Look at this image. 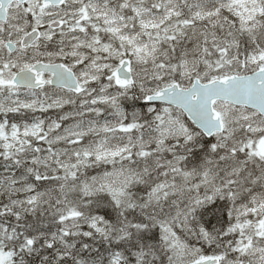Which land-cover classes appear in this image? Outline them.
Returning <instances> with one entry per match:
<instances>
[{
  "label": "snow or ice",
  "instance_id": "snow-or-ice-1",
  "mask_svg": "<svg viewBox=\"0 0 264 264\" xmlns=\"http://www.w3.org/2000/svg\"><path fill=\"white\" fill-rule=\"evenodd\" d=\"M0 264H264V0H0Z\"/></svg>",
  "mask_w": 264,
  "mask_h": 264
}]
</instances>
